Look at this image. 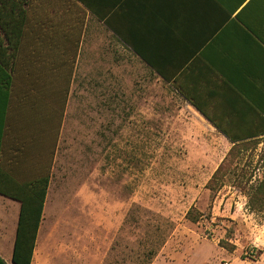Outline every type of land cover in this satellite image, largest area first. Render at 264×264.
Instances as JSON below:
<instances>
[{
  "label": "crops",
  "instance_id": "0c3cea01",
  "mask_svg": "<svg viewBox=\"0 0 264 264\" xmlns=\"http://www.w3.org/2000/svg\"><path fill=\"white\" fill-rule=\"evenodd\" d=\"M17 18L0 169L21 183L50 174L43 219L72 116L113 112L132 65L174 91L202 144L264 143V0H0V21ZM20 211L0 195V257L12 259Z\"/></svg>",
  "mask_w": 264,
  "mask_h": 264
},
{
  "label": "rangeland",
  "instance_id": "374dc122",
  "mask_svg": "<svg viewBox=\"0 0 264 264\" xmlns=\"http://www.w3.org/2000/svg\"><path fill=\"white\" fill-rule=\"evenodd\" d=\"M130 72L113 112L72 116L33 264H264V209L249 207L264 143L236 147L209 187L233 147L202 144L174 91Z\"/></svg>",
  "mask_w": 264,
  "mask_h": 264
},
{
  "label": "trees",
  "instance_id": "16d2710c",
  "mask_svg": "<svg viewBox=\"0 0 264 264\" xmlns=\"http://www.w3.org/2000/svg\"><path fill=\"white\" fill-rule=\"evenodd\" d=\"M24 22V18H17L15 26L10 28L4 21H0V28L2 29L0 32V51L8 52L6 60L0 58L2 61H0V141L4 133L5 116L13 82L12 69L24 35ZM236 147L238 146H233L224 162L215 171L209 182V187L215 188L216 183L221 181V179L223 180V178L230 173V168L227 166L230 161L227 160L232 156V152ZM50 179V174H47L31 181L21 183L10 174L0 169V195L16 200L21 204L17 236L12 255L13 264H32L33 262ZM250 193V209L254 211L263 210L264 178L257 186L251 189ZM0 264H6L2 257H0Z\"/></svg>",
  "mask_w": 264,
  "mask_h": 264
},
{
  "label": "built area",
  "instance_id": "2783aa9c",
  "mask_svg": "<svg viewBox=\"0 0 264 264\" xmlns=\"http://www.w3.org/2000/svg\"><path fill=\"white\" fill-rule=\"evenodd\" d=\"M223 264H229L228 262H224Z\"/></svg>",
  "mask_w": 264,
  "mask_h": 264
}]
</instances>
